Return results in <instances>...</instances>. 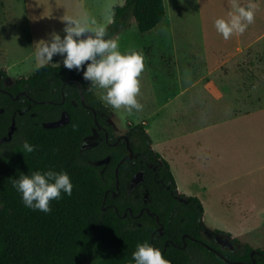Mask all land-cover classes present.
<instances>
[{"label":"trees","instance_id":"obj_1","mask_svg":"<svg viewBox=\"0 0 264 264\" xmlns=\"http://www.w3.org/2000/svg\"><path fill=\"white\" fill-rule=\"evenodd\" d=\"M165 17L164 0H126L114 8L106 38H116L131 22L141 34L151 32ZM0 76V89L6 90L0 91V139L8 137L15 121L12 138L0 142V264H86L89 260L134 264L132 253L144 241L159 248L171 264H230L236 259L231 252H221L225 260L199 242L183 240L184 234L203 239L202 232L208 229L203 204L177 191L169 163L152 149L143 125L129 129L131 148L139 157L121 163L117 189L116 169L129 153L126 141L115 136L109 123L111 110L81 73L49 63L10 86L4 85L8 75L1 68ZM63 113L66 123L44 126L60 120ZM98 126L107 130L109 141H95V146L83 149L84 140L95 135ZM25 140L36 146L35 152H22ZM140 156L156 165L157 172L141 163ZM36 170L66 171L73 184L72 195L62 193L59 200L51 201L49 213L25 207L12 187V179ZM138 171L145 172L144 181L131 189ZM142 207L154 215L144 211L138 217ZM233 242L237 245V240ZM243 247L249 252V245ZM256 260L264 264V259Z\"/></svg>","mask_w":264,"mask_h":264},{"label":"rangeland","instance_id":"obj_2","mask_svg":"<svg viewBox=\"0 0 264 264\" xmlns=\"http://www.w3.org/2000/svg\"><path fill=\"white\" fill-rule=\"evenodd\" d=\"M125 2L0 0V68L9 76L6 82L29 77L41 67L34 59L31 46L53 31L63 35L62 16L87 18L89 26H94L90 23L94 19L96 25L106 29L113 21L114 8ZM171 2L173 32H176L171 42L165 41L157 31L141 34L135 22L115 38L122 52L135 49L143 54L144 71L139 77L140 94L137 96L142 109L132 112L124 107L114 109L101 99L102 89H92L111 110L115 136L126 135L131 127L143 125L150 134L152 149L169 162L177 191L203 202V221L209 230L241 236L235 238L238 249L247 243L253 247L264 245V130L242 135L240 133L245 131H238L236 135L209 132L206 134L208 147L200 151L192 122L187 120L216 115L208 103L197 100L199 89L195 83L199 75L212 67L211 62L202 60V55L208 49L216 51L213 39H224L216 31L214 21L226 16L231 9L230 0ZM245 32L228 39V52L232 50L230 41L237 35L244 37ZM251 33L254 37L261 36L264 23H252ZM176 49L180 52L182 68L172 77L173 60L169 52ZM58 60H61L58 56L53 58V62ZM225 151H230L231 155L215 154ZM245 173L250 177L244 178ZM248 227L253 229L248 230ZM86 264L97 262L89 260Z\"/></svg>","mask_w":264,"mask_h":264},{"label":"clouds","instance_id":"obj_3","mask_svg":"<svg viewBox=\"0 0 264 264\" xmlns=\"http://www.w3.org/2000/svg\"><path fill=\"white\" fill-rule=\"evenodd\" d=\"M231 9L225 17L215 19L216 31L225 40L234 34H243L254 23L257 5L252 0L241 3L230 0ZM63 35L53 31L46 39L35 42L34 59L38 66L49 63L59 65L82 74V79L89 82L88 87L103 90L101 99L114 109L124 107L126 111H139L142 104L137 96L140 94V79L144 71L143 54L135 49L120 50L115 38H106L105 27L96 25V21L87 18L78 19L62 16ZM61 60L53 62L54 57ZM23 153H33L36 146L29 141L21 145ZM12 187L20 195L25 207L44 213L52 211L50 202L59 200L61 194L72 195L73 184L66 171H40L31 174L21 173L12 179ZM134 264H171L159 248L148 241L137 243L132 253Z\"/></svg>","mask_w":264,"mask_h":264},{"label":"crops","instance_id":"obj_4","mask_svg":"<svg viewBox=\"0 0 264 264\" xmlns=\"http://www.w3.org/2000/svg\"><path fill=\"white\" fill-rule=\"evenodd\" d=\"M164 2L166 22L160 23L150 33L157 31V34L165 41L170 40L171 42L176 35V32H173L172 23L173 3L171 0H164ZM240 2L247 3V0H240ZM252 2L257 5L254 23H264V0H252ZM251 29L252 24L247 28L244 37L237 35L230 41L232 45L230 52L226 50L229 40L217 38L212 40V44L216 45V51L208 49L209 51L202 55V60L211 62L212 67L197 78L195 83L199 89L197 100L208 103L215 109L216 115L187 118L192 122V130L197 134V145L200 151L208 147L206 134L209 132L236 135L238 131H245L240 133L242 135L264 130V33L254 37L251 35ZM174 45L177 46L173 43ZM178 49L172 51L173 53L169 52L173 60L172 77L175 76L176 70L180 71L182 68ZM220 56L222 57L217 60ZM215 154L219 157L225 154L231 155L230 151ZM246 177L249 178L250 175L245 173L244 178ZM247 229L252 230L253 228L248 227ZM236 237L242 238L231 235L232 239ZM247 244L253 247L251 243ZM256 246L253 248L264 249V245Z\"/></svg>","mask_w":264,"mask_h":264},{"label":"flooded vegetation","instance_id":"obj_5","mask_svg":"<svg viewBox=\"0 0 264 264\" xmlns=\"http://www.w3.org/2000/svg\"><path fill=\"white\" fill-rule=\"evenodd\" d=\"M0 78H1V76H0ZM8 78H9V76L3 78L5 86H10L15 80L14 79L10 83H8V82H6L8 80ZM1 90H4V89H0V91ZM4 91L6 92V90H4ZM23 94L26 95V93H23ZM109 123H111V119L109 120ZM100 132H104V136H102ZM128 132H129V130L127 131L126 135H120V136H116V137L118 138V140H121V139L124 140V138H123L124 136H129ZM104 139H105V141L108 142L110 139L109 134L105 128L99 127V130L96 134V138L93 141H89L88 144L93 143L95 141H98V142L103 141ZM129 139H130V137H129ZM138 157H139L138 155L134 154V157L132 159H137ZM140 161H141V163H144L149 169L157 172L158 167L156 165H154L153 163L147 162V159L140 156ZM144 178H145V175H144ZM159 181L160 180H156L157 183L161 184V181L160 182ZM141 183H143V182H141ZM140 184H138L137 186H134L131 189L138 187ZM176 196H179V195H176ZM176 196H174V197L176 198ZM147 199H148V196L145 193L144 200L147 201ZM148 210H149L148 208L142 207L140 209L138 217L142 216L144 211L149 213L150 211H148ZM202 235H203V239L201 240V239H197V238L191 236L190 234H184L183 240H185L186 238H189V239L193 240L194 242H199L202 245H204L208 250H210L214 253H216L214 250L219 251V252H222V251L223 252H231L232 254L235 255L236 259L233 261H230V262H235L237 264H257L256 257H259L260 259H264V249H256V248L251 247L250 245H249V247H250L249 252L244 247L238 249L237 245L234 244L233 239H231L233 246H234L233 248H231L230 246H223L219 242V241L224 242L223 239L219 238V235L221 236L222 234L215 233L214 231L208 230V229H204L202 232ZM223 236H225V235H223ZM225 237H227V236H225ZM168 242L172 243V241H170V240H168ZM166 243H167V241H166ZM245 245H248V244H245ZM207 246L211 247L214 250L208 248Z\"/></svg>","mask_w":264,"mask_h":264},{"label":"water","instance_id":"obj_6","mask_svg":"<svg viewBox=\"0 0 264 264\" xmlns=\"http://www.w3.org/2000/svg\"><path fill=\"white\" fill-rule=\"evenodd\" d=\"M1 91H2V92H5L4 90H1ZM80 92L82 93V89H81V87H80ZM15 99H19V95L16 96ZM82 102L85 103V100H84V96H83V95H82ZM85 105H86V104H85ZM86 106L89 107L88 105H86ZM89 108H90V107H89ZM90 109L93 111L94 115L97 114V112H96L95 109H93V108H90ZM67 121H68V119H66V115H65V113H63V115H62V117H61L60 120L55 121V122H49V123H46V124H44V126H45L46 128H54V127H57V126L63 125V124L66 123ZM98 128H99V126H98ZM14 131H15V121H13V124H12V126H11V130H10V132H9L8 137H3L2 139H0V142L2 143V142H5V141H7V140H10V139L12 138V135H13ZM96 134H97V131H95V135L90 136V137H88V138H86V139L84 140V143H83V146H82L83 149L91 148V147H93V146H95V145L97 144L96 142H93V143L88 144L89 141H93V140L96 138ZM123 138H124V140L126 141V145H127V149H128V151H129V153H128V154L126 155V157H125V158L119 163V165H118V167H117V169H116V176H117V189H119V180H118L119 166L121 165L122 162H124V160H126V159H132V158L134 157V153H133V150H132L131 145H130V139H129V136H124ZM106 162H108V161H106ZM102 163H104V162H100L99 164H102ZM144 175H145L144 171H138V172L134 175V177L132 178V188H133L134 186H137V185L140 184L141 182H143V180H144ZM113 195L115 196L116 194L113 193ZM176 198L179 199V201H181V202H185V203H187V201L184 200V198H182V197H180V196H176ZM148 211H149V210H148ZM130 213H132V209H130ZM149 214L152 215V216L154 215L153 213H150V212H149ZM126 215H127V213L124 214V216H126ZM156 219H157V222L159 223V233H160V235H162V234H163V226H162V224L160 223V221H159V217H158V216H156ZM219 238H221V239L224 240V242L219 241L221 245H223V246H230L231 248L234 247V246H233V243H232V240H231L232 238H230V237H225V236H223V235H221V236L219 235ZM207 247L210 248V249H212V248L209 247V246H207ZM212 250H214V249H212ZM214 251L217 253V255H219L220 257H222L223 259L226 260L225 256H224L221 252L216 251V250H214ZM230 264H237V263H235V262H230Z\"/></svg>","mask_w":264,"mask_h":264}]
</instances>
